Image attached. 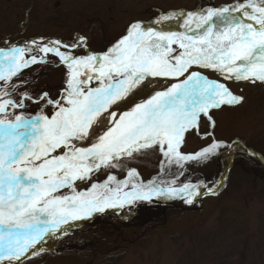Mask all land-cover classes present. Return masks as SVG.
<instances>
[{
    "label": "snow or ice",
    "instance_id": "obj_1",
    "mask_svg": "<svg viewBox=\"0 0 264 264\" xmlns=\"http://www.w3.org/2000/svg\"><path fill=\"white\" fill-rule=\"evenodd\" d=\"M181 19L184 31L133 22L99 55L75 53V48H87L84 36L72 43L41 38L0 49L5 85L0 89V264H24L42 251L47 237L66 233L71 221L108 208L153 197L192 204L203 194L200 189L207 185L177 187L172 180L161 187L156 181H118L114 175L77 190V183L91 181L93 173L117 168L122 159L146 150L158 149L169 165L180 168L216 155L222 145L214 139L198 152L183 153L186 134L199 132L201 117L214 127L210 111L237 105L243 97L198 69L219 73L226 81L264 82V0L172 12L154 23ZM50 56L67 69L58 97L25 91L19 101L10 98L9 82ZM153 81L171 83L149 91ZM28 100L42 104L34 118L8 111L23 109ZM127 176L138 173L130 170ZM207 191L214 195L218 186Z\"/></svg>",
    "mask_w": 264,
    "mask_h": 264
},
{
    "label": "rangeland",
    "instance_id": "obj_2",
    "mask_svg": "<svg viewBox=\"0 0 264 264\" xmlns=\"http://www.w3.org/2000/svg\"><path fill=\"white\" fill-rule=\"evenodd\" d=\"M242 2L244 0H0V49L22 45L25 41L41 38L47 42L71 37L74 41L76 37L83 36L81 33L85 29V19L90 17L103 21L108 27L109 37L113 39L121 37L133 22L142 21L146 26L155 27L164 24V22L154 23L164 14L187 11L197 6L215 8ZM30 5L32 9L27 16L24 11H27ZM174 24H178V22ZM18 35H23V37L14 43L8 41L9 38ZM88 54L92 53L88 52ZM66 72L67 69L59 63L57 58L50 56L47 63L26 68L18 77H14L9 82L7 87L11 93L10 98L19 101L25 91L33 97L38 96L41 92H47L56 98L58 91L65 87ZM204 74L210 79H216L219 76V73L208 69ZM225 81L220 80L224 83ZM229 81L233 93L243 97L242 102L219 108L221 110H218L212 117L213 119L215 116L217 119L214 127L211 126L210 121H203L201 126L203 129H207H204L207 133H216L218 142L222 145L217 152L229 151L230 155H234V152L239 148L251 146L264 153V82L231 80L226 82ZM170 83L171 81H161L154 84L159 87L157 90H160ZM4 87V82H0V89ZM153 88L156 87L153 85ZM151 89L152 86L149 91ZM41 108L42 104L28 100L25 101L23 109L9 108L8 111L23 115L26 119H32L40 114ZM43 111L50 114L51 109L44 106ZM210 143L212 141L208 137L201 139L200 136L189 134L185 137L181 151L185 154H192L207 147ZM230 155L221 156L222 163L218 162L219 158L214 159L213 156L206 161L186 162L183 168L190 167V171L184 174L181 172L182 168L175 164L169 165L159 150L150 149L135 154L134 158L122 159L120 166L115 168V172L135 169L141 173L140 175L143 176V180L147 184L156 179L167 182L187 180L190 176H194L196 171L204 169L203 173L206 175L213 173L217 177L222 171L226 174L230 163H233V156L230 158ZM200 176L195 175L198 180H200ZM245 178L241 171H235L232 176L229 172L223 187L217 194L204 196L196 201H201L202 209L209 214L215 207L223 204V200L229 204L234 198L243 195L244 189L239 191L238 187L241 182V184L248 182L249 178L243 183ZM166 185L168 186V183ZM64 191L67 192V189ZM166 204H144L130 208L121 217L92 224L85 222L77 228L78 232L72 239L74 243L71 244V240L68 241V239L66 243H70L69 247L73 245L84 248L100 230L107 231V228L111 229L109 232L113 234L119 230L125 231L127 237H131L132 231L139 232L138 235H140L141 232L147 230L148 236L152 237L149 247L142 252H133L132 250L121 264H174L172 255L174 249L168 240L167 233L176 231L182 218L179 219L173 211H165L163 206ZM173 204L171 202L172 206ZM182 205L189 204L184 201ZM164 220H166V226L163 224ZM81 221L75 222L73 226L78 225ZM153 226H157L155 231H148ZM61 234L47 237L44 246L49 249L57 247L60 240L58 236ZM86 248L89 249L88 246Z\"/></svg>",
    "mask_w": 264,
    "mask_h": 264
},
{
    "label": "trees",
    "instance_id": "obj_3",
    "mask_svg": "<svg viewBox=\"0 0 264 264\" xmlns=\"http://www.w3.org/2000/svg\"><path fill=\"white\" fill-rule=\"evenodd\" d=\"M208 8L210 7L197 6L194 9L181 12H203ZM31 9L32 6L30 5L24 13L28 16ZM170 22H178L181 25L182 19L165 21L164 23ZM182 29L184 30V28ZM124 34H126V31ZM81 35L88 40V51L98 55L108 50L123 36L110 38L107 25L103 21L93 17L85 19V29ZM22 37L23 35L14 36L9 38L8 41L14 43ZM60 40L66 43H72L73 41L71 37L60 38ZM74 51L76 54L87 53L84 47H79ZM198 70L203 74L205 69ZM216 80L222 81L224 79L219 74ZM153 82L160 83L161 81ZM151 86L153 88V85ZM61 92L62 90L58 91L57 94L59 95ZM218 110H211L209 115L213 117ZM212 120L217 122L215 116ZM203 121L209 122L207 117H201L199 132L190 131L186 134V137L189 134H194L198 137L200 136L201 139L208 137L212 142L213 139L218 141L216 133L213 132L211 135H206L207 131L205 130L207 129L204 128V130L201 126ZM226 155H230V152L218 151L213 158H219L217 159L218 162L222 163V158L220 157ZM232 156L233 163L231 165L230 176L235 171H241L246 177L243 183L249 178L246 184H241V182V186L239 185L238 187L239 191H243L244 189V193L240 197L231 200L229 204L223 200V204L215 207L209 214L202 209L201 201L194 200L192 204L183 206L184 199L181 198L154 197L147 201H136L131 205H125L123 208H108L103 213H94L87 223L92 224L121 217L130 208L139 207L144 204L155 205L169 202L170 204L163 206L164 210L167 212L173 211L179 219L182 218L177 230L167 233L168 240L174 249L172 252L174 264H264V153L248 146L247 148H239V150L234 152V155H230V158ZM220 170L222 171V169ZM128 171L117 173L115 172V168H102L98 172L93 173L91 181L87 183L78 182L77 190L83 191L89 188L91 183H103L109 175L116 176L118 181L130 179V182L147 184L143 180V176L140 175L141 173L137 170L135 171L138 173V176L134 178L127 176ZM189 171L190 167H185L181 170L184 174ZM204 171L205 169L196 171L194 176H190L187 180L180 179L181 181H177L175 186L179 187L183 183H192L207 185V188L217 186L219 188L221 178L225 172L222 171L216 177L213 173L206 175L203 173ZM195 175L197 177L201 175L202 177L200 176V180H198ZM193 178L195 179L193 180ZM154 181L161 187L167 186L166 184L168 183L165 180L156 179ZM227 186L228 183L226 184ZM207 188L202 187L200 191L208 193ZM171 202L174 203L173 206ZM75 222L79 221H71L69 225H65L64 227H72ZM163 224L166 226V220H164ZM157 226H153L148 231H155ZM109 231L111 229L108 228L107 231L100 230L93 237V240L88 243L89 249L86 248L87 246L84 248H78L73 245L68 246V244L74 243L72 239L78 232L77 229L62 233L58 236L60 240L57 247L49 249L42 244V251L26 259L24 264H121L132 250L133 252L146 250L152 239V237L148 236L147 230L141 232L140 235H138L139 232L132 231L130 233L131 237H127V233L125 231L122 232V230L114 234ZM67 239L68 241L71 240V242L66 243Z\"/></svg>",
    "mask_w": 264,
    "mask_h": 264
},
{
    "label": "water",
    "instance_id": "obj_4",
    "mask_svg": "<svg viewBox=\"0 0 264 264\" xmlns=\"http://www.w3.org/2000/svg\"><path fill=\"white\" fill-rule=\"evenodd\" d=\"M221 7H223V6H221ZM219 8H220V7H219ZM155 28H157V29H159V28H164V29H166V30L174 29V30H176V31H183L182 28H181L179 25H173V24H164V25H161V26H157V27H155ZM36 40H40V39H36ZM30 41H32V40H30ZM30 41H25V42L22 43V45H15V46H20V47L27 46V45L29 44ZM85 49L88 51V41H87V48H85ZM244 148H245V147H244ZM231 165H232V162L230 163V165H229V167H228V169H227V171H226L225 176H224L223 179L221 180V185H220V187H219L217 193H218V192L221 190V188L223 187L224 182H225V180H226V178H227V176L229 175V172H230V170H231ZM217 193H216V194H217ZM208 195H213V194L203 193L201 196L196 197L195 200H198V199H200V198H202V197H204V196H208ZM214 195H215V194H214ZM151 199H152V198H151ZM89 219H90V218H89ZM89 219H86L85 221H83L82 223H80L78 226L68 228L67 230L71 231V230H73V229H77V228L81 227V226H82L87 220H89Z\"/></svg>",
    "mask_w": 264,
    "mask_h": 264
}]
</instances>
